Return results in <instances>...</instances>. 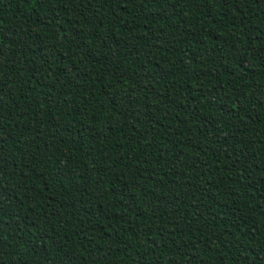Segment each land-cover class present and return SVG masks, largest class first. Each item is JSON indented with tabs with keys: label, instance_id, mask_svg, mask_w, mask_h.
Returning <instances> with one entry per match:
<instances>
[{
	"label": "trees",
	"instance_id": "obj_1",
	"mask_svg": "<svg viewBox=\"0 0 264 264\" xmlns=\"http://www.w3.org/2000/svg\"><path fill=\"white\" fill-rule=\"evenodd\" d=\"M0 264H264V0H0Z\"/></svg>",
	"mask_w": 264,
	"mask_h": 264
}]
</instances>
